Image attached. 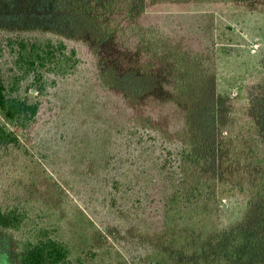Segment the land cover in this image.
Here are the masks:
<instances>
[{"label": "rangeland", "instance_id": "obj_1", "mask_svg": "<svg viewBox=\"0 0 264 264\" xmlns=\"http://www.w3.org/2000/svg\"><path fill=\"white\" fill-rule=\"evenodd\" d=\"M50 17L44 0L0 1V70L8 89L16 75L12 41L64 38ZM213 25L217 97L240 120L255 118L264 109L255 90L264 79V7L220 9ZM65 40L78 49L76 69L47 76L39 98L28 93L31 79L20 83L19 95L42 103L39 122L24 131L0 110V124L19 139L0 148V208L22 220L15 230H0V264H18L19 245L44 232L68 245L75 264L221 263L230 251L226 239L234 248L250 214L248 200L216 201L211 219L187 206L161 171L164 154L177 148L130 124L138 104L130 108L128 93L112 87L111 67L90 46Z\"/></svg>", "mask_w": 264, "mask_h": 264}, {"label": "trees", "instance_id": "obj_2", "mask_svg": "<svg viewBox=\"0 0 264 264\" xmlns=\"http://www.w3.org/2000/svg\"><path fill=\"white\" fill-rule=\"evenodd\" d=\"M232 7L257 11L264 0H44L51 27L64 38L12 41L16 75L8 89L0 70V110L22 130L32 129L42 103L19 95L20 83L31 79L28 93L45 95L47 76H65L81 62L65 39L90 46L111 67L112 87L128 93L130 108L138 104L130 124L177 148L164 154L161 171L187 206L211 219L216 201L248 200L250 214L234 248L226 239L230 251L219 264H264V109L241 121L216 94L212 24L215 11ZM258 86L256 92L264 95V79ZM11 144L19 145L18 137L0 124V148ZM21 222L16 212L0 208V230H15ZM17 260L75 264L68 245L46 232L21 243Z\"/></svg>", "mask_w": 264, "mask_h": 264}]
</instances>
